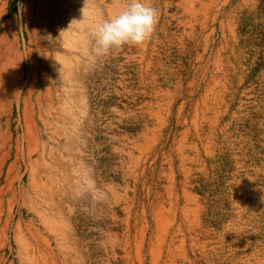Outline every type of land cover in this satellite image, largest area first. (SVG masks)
<instances>
[{"label": "rangeland", "instance_id": "rangeland-1", "mask_svg": "<svg viewBox=\"0 0 264 264\" xmlns=\"http://www.w3.org/2000/svg\"><path fill=\"white\" fill-rule=\"evenodd\" d=\"M145 2L152 40L97 56L129 0H0V264H264V0Z\"/></svg>", "mask_w": 264, "mask_h": 264}, {"label": "clouds", "instance_id": "clouds-1", "mask_svg": "<svg viewBox=\"0 0 264 264\" xmlns=\"http://www.w3.org/2000/svg\"><path fill=\"white\" fill-rule=\"evenodd\" d=\"M158 16V11L149 6L145 0H129L126 8L118 15L96 25L95 54L104 56L125 45L138 47L151 41Z\"/></svg>", "mask_w": 264, "mask_h": 264}, {"label": "bare ground", "instance_id": "bare-ground-1", "mask_svg": "<svg viewBox=\"0 0 264 264\" xmlns=\"http://www.w3.org/2000/svg\"><path fill=\"white\" fill-rule=\"evenodd\" d=\"M39 7V6H38ZM3 10L2 8L0 7V17H2L3 15ZM11 25V22L8 21L6 23H4L2 25V29L3 31L0 33V95L2 94L3 95V77L5 76V72H4V69H5V66L4 65H7L6 64H3V60H5L7 57V52H11V47L9 45L10 42H12V37L9 33V26ZM14 42V41H13ZM9 45V46H8ZM14 47V46H13ZM18 47V46H17ZM16 47V48H17ZM43 54V53H42ZM24 55V54H23ZM30 56V55H29ZM20 58V56H19ZM12 59V58H10ZM18 59V58H17ZM21 59V58H20ZM7 60V59H6ZM13 61V60H12ZM22 61V60H21ZM47 61V60H46ZM20 62V61H19ZM10 61H8V65H10ZM21 68V67H20ZM6 70V69H5ZM24 71V70H23ZM1 100H3V97L1 96L0 97ZM5 141V140H4ZM3 141V142H4ZM1 142V144L3 143ZM7 142V141H6ZM31 141H28L26 143V145H24L21 140L20 141H16V145H15V151H16V160L19 159V156H22L21 159L23 158L24 156V159H23V163L25 165V167H33V164H34V160L32 159V157L38 152V148L35 147V146H31L32 143H30ZM1 146V145H0ZM4 148V147H3ZM7 155L8 154H3L2 153V156L0 155V167L3 166V164L5 163L6 161V158H7ZM2 168V167H1ZM32 176L33 173H32ZM1 177H2V172L0 174V182H1ZM30 178V177H29ZM34 180V177H32ZM7 180V179H6ZM21 180V179H20ZM8 182V181H7ZM45 182H42V183H38L33 186V194H34V198L36 200H38L41 204H43V206H48V204L46 203L47 200H50L52 198V192L51 190H49L48 188L49 187H46ZM2 188V187H1ZM7 188V187H6ZM12 188V183H9V189ZM55 189V188H54ZM3 189L0 190V192H2ZM22 190V189H21ZM22 192V191H21ZM54 192V191H53ZM23 194V193H22ZM31 199V198H30ZM50 204V203H49ZM23 207L25 208L26 210V214L28 215H31V216H34L38 219V221L44 223V219L42 217V213L35 207L33 206L32 202H29L28 204H24ZM43 208V207H42ZM57 213V212H56ZM22 214V213H21ZM34 221V220H33ZM46 224V223H45ZM49 225V224H48ZM47 226V225H46ZM17 230V229H16ZM23 235V233H22ZM31 235V234H30ZM23 242V241H22Z\"/></svg>", "mask_w": 264, "mask_h": 264}]
</instances>
